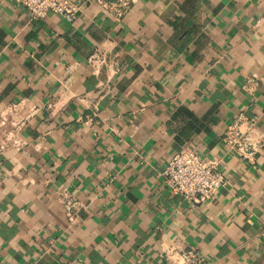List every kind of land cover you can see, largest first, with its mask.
I'll use <instances>...</instances> for the list:
<instances>
[{
	"label": "crops",
	"instance_id": "obj_1",
	"mask_svg": "<svg viewBox=\"0 0 264 264\" xmlns=\"http://www.w3.org/2000/svg\"><path fill=\"white\" fill-rule=\"evenodd\" d=\"M98 48L118 72H93ZM21 101L39 110L23 148L0 149V264H167L172 248L264 264V147L250 164L222 140L241 114L264 131V0H138L119 21L91 4L72 22L0 0V144ZM183 148L228 174L206 202L165 183ZM60 192L83 204L72 224Z\"/></svg>",
	"mask_w": 264,
	"mask_h": 264
},
{
	"label": "built area",
	"instance_id": "obj_2",
	"mask_svg": "<svg viewBox=\"0 0 264 264\" xmlns=\"http://www.w3.org/2000/svg\"><path fill=\"white\" fill-rule=\"evenodd\" d=\"M27 8L34 18L46 16L49 12L62 15L67 21H74L85 6L96 4L101 12L121 20L138 0H16ZM115 56L106 51L96 49L89 57L93 72L100 68L112 67L114 72L120 69ZM25 105V106H24ZM27 105V106H26ZM11 113L18 115L13 121L6 117L2 130L4 136L0 149L14 147L23 148L25 142L19 131L28 118L33 116L39 106L21 101L14 103ZM222 140L227 151L244 159L250 164L256 163V155L264 147V131L258 125L256 117L244 114L238 116L225 130ZM165 183L169 190L192 204L203 203L212 199L219 189L228 183V174L221 167L220 158H204L198 151L183 148L170 158L165 170ZM59 200L65 216L72 224L80 214L83 204L68 192H60ZM167 264H205L206 257L195 249H170L165 252Z\"/></svg>",
	"mask_w": 264,
	"mask_h": 264
}]
</instances>
